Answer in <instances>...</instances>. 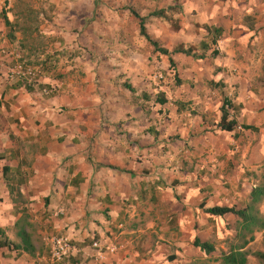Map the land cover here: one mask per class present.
<instances>
[{"label": "crops", "instance_id": "obj_1", "mask_svg": "<svg viewBox=\"0 0 264 264\" xmlns=\"http://www.w3.org/2000/svg\"><path fill=\"white\" fill-rule=\"evenodd\" d=\"M117 6L106 0H0V231L15 244L25 231L36 250L28 255L1 246L0 264H34L52 235L67 237L73 248L62 264H164L161 249H178L177 235L188 229L195 234L186 227L194 215L205 223L236 220L204 214L200 205H234L240 189L245 204L256 185L243 172L257 168V151L248 148L245 158L247 150H238L250 130L216 127L227 100V120L250 125L256 115L259 124V113L249 116L248 104L231 93L230 85L242 81L209 69L197 72L184 96L183 84L152 91L158 63L148 65V59L158 58L166 69L167 58L124 33ZM196 8L203 11L196 24L218 27L214 6L198 0ZM11 53L35 68L38 88L7 81ZM170 57L176 71L183 58L192 60ZM202 77L205 84L219 80L227 100L205 88ZM48 86L56 90L43 95ZM234 152L240 161L229 156ZM212 228L217 224L206 231ZM33 233L41 236L43 252ZM257 233L264 229L254 238ZM112 240L123 248L97 259L91 243Z\"/></svg>", "mask_w": 264, "mask_h": 264}, {"label": "rangeland", "instance_id": "obj_2", "mask_svg": "<svg viewBox=\"0 0 264 264\" xmlns=\"http://www.w3.org/2000/svg\"><path fill=\"white\" fill-rule=\"evenodd\" d=\"M106 1L114 5L118 4L117 9L119 11L114 16L122 21L121 27L124 33L128 36H135L141 43L146 41L139 35L138 19L132 16L130 10L143 18L145 32L149 33V37L153 40L157 39L159 41L158 45L163 47H171L177 44L195 47L201 39L207 43L210 41L205 32L199 29L201 26L196 24L199 23L198 21L202 18L203 13V11L196 8L198 0ZM203 1L215 7L216 26L222 30L216 43L210 46L212 50L217 52V55L215 58L208 57L202 61L183 58L180 61L181 68L178 71L175 70L173 61L171 64L167 61L168 68L161 69L158 66L159 59L151 55L147 64L149 65V62H151L154 66L157 62V68L154 69V72L159 74L152 76L153 84H151L150 89L157 91L159 86H165L172 90L174 86L183 84L184 96L186 91L192 90L191 85L192 82H195L197 72L204 74V70L209 69L213 72L223 69L224 73L233 78V81L235 78H239L242 81V86L231 84V93L248 104L249 116H252L251 113H259L260 119L259 124H256V121H254L256 115L252 116L253 121L251 123L255 122V124L250 125H253L255 130L246 131L247 136L244 141L239 139L238 142L239 152L246 151L248 148L257 151V153L253 152L254 155H252L257 168L253 167L243 173L246 174V177H250L253 183L264 182V0H259L260 6H257L256 0ZM157 76H160V78H157ZM207 81L202 77V84ZM218 82L219 80L217 82L212 80L211 84H205V88L209 86L215 89L224 98L223 91L220 92L222 86H218ZM149 95L154 99L156 94L152 92ZM225 100H227V96ZM227 101L229 102V100ZM229 151H231L230 148ZM248 155L247 150L245 158ZM229 156L234 161H240L241 159L238 152H234L232 155L229 154ZM216 158H219V156H216ZM226 168L230 167L227 166ZM242 191L243 189H240L241 195L237 196L239 201H235L234 205L241 206L244 204L245 199L242 197ZM228 205H232V202L229 201ZM258 210L262 215L264 214V202L258 206ZM198 216L199 214L194 215L192 226L190 222H186V227L196 231L195 234H190L188 229V232L177 235L180 238L178 249H175L174 246L169 249H161L163 254L161 258L166 260H163L164 264L170 261H172V264H219L220 251L226 249V243L233 236L234 222L232 220L222 221L210 218L209 223H205L203 218L201 219ZM216 224V229L212 228L210 231H206L209 226L215 227ZM193 235H196L201 241L211 243L214 252L205 255L197 248L190 246L189 241H191ZM33 236L38 246L41 247L40 251L43 252L44 247L41 236L36 233H33ZM248 248L251 251L262 250L264 248V236L258 233L255 234L254 241L250 243ZM246 264L262 263H258L254 258L248 256Z\"/></svg>", "mask_w": 264, "mask_h": 264}, {"label": "trees", "instance_id": "obj_3", "mask_svg": "<svg viewBox=\"0 0 264 264\" xmlns=\"http://www.w3.org/2000/svg\"><path fill=\"white\" fill-rule=\"evenodd\" d=\"M130 13L133 17L138 19L139 35L142 36L143 39L148 44H150V46H152L154 52L166 56L169 64L172 63V59L170 57L171 54H182L184 56L190 57L192 60L204 59L207 55V52H209L208 56L210 57H215L217 55V52L212 50L210 46L214 45L216 43V40H218V38L221 36L222 30L220 27L207 25H203L201 27L202 30H204L206 36H208L210 39L208 43L204 40H201L195 47L177 44L170 50H168L159 47L157 43L152 40L145 32L142 17L131 10ZM4 24L7 25V22L4 21ZM127 88L131 90L130 87ZM156 100L160 104L163 103L164 100L162 94H157ZM225 104L226 101L222 102V105L219 109L220 117L219 121L216 124V127L219 131L233 132L237 127L242 130H255L254 127L250 125L237 124L234 119L227 120V109L224 108ZM227 108H230L229 104H227ZM233 136H235V133H233ZM263 201L264 182L260 181L250 189L248 200L243 207L230 205L222 207L211 206L204 208L202 205H200V209L202 210V212L209 216L222 217L223 215L230 214L236 218L233 225V236L226 243V249L224 251H220L218 259L219 264H246L248 256L254 258L258 263L264 264V248L262 250L256 251H251L248 248V244L254 240V233L261 232L264 229V219L258 212V206ZM16 236L18 238V243H10L6 241L3 233L0 231V237L4 238L3 241H0V247L11 245V248L13 250L21 251L28 255H32L36 251L28 233L21 230L16 234ZM262 236H264V233H262ZM191 246L197 248L205 255L214 252V247L211 243L207 241H200L196 237L193 238Z\"/></svg>", "mask_w": 264, "mask_h": 264}, {"label": "built area", "instance_id": "obj_4", "mask_svg": "<svg viewBox=\"0 0 264 264\" xmlns=\"http://www.w3.org/2000/svg\"><path fill=\"white\" fill-rule=\"evenodd\" d=\"M7 81L20 84L25 89L38 88L40 83L35 68L27 63L18 53H11L8 57V64L5 72ZM160 78V76H157ZM56 90L55 86H48L41 90L43 95L52 94ZM228 101L224 105L227 109ZM45 253L36 256L34 264H62L73 250L70 241L65 236L52 235L45 239ZM91 248L96 251V258L103 259L106 255H113L123 248V244L116 241L101 243L93 241Z\"/></svg>", "mask_w": 264, "mask_h": 264}]
</instances>
